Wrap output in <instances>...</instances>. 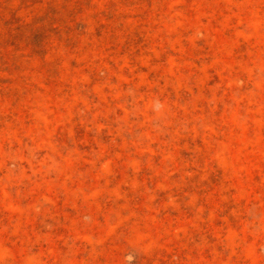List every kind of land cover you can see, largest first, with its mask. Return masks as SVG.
Here are the masks:
<instances>
[{
	"label": "rangeland",
	"instance_id": "rangeland-1",
	"mask_svg": "<svg viewBox=\"0 0 264 264\" xmlns=\"http://www.w3.org/2000/svg\"><path fill=\"white\" fill-rule=\"evenodd\" d=\"M0 264H264V0H0Z\"/></svg>",
	"mask_w": 264,
	"mask_h": 264
}]
</instances>
